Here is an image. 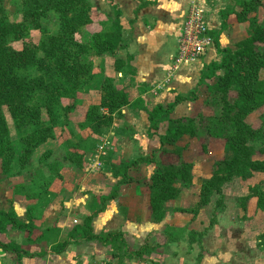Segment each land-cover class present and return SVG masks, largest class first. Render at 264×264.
Here are the masks:
<instances>
[{
	"label": "trees",
	"instance_id": "obj_1",
	"mask_svg": "<svg viewBox=\"0 0 264 264\" xmlns=\"http://www.w3.org/2000/svg\"><path fill=\"white\" fill-rule=\"evenodd\" d=\"M232 8L221 11L222 30L229 24L248 23L249 34L234 43V49L221 46L218 33H214L215 44L223 53L220 62H212L205 66L202 85L207 90L205 104L212 110L209 115L199 111L196 115L172 117V113L180 102L192 100L197 91L189 95H176L175 100L166 105L157 104L149 109L142 97L131 101L130 91L119 88L111 80L105 78L99 89L101 102L92 105L86 118L80 121V127L90 126L97 135L108 130L114 117L120 115L124 106L136 107L148 115L149 132H157L161 124L167 122V129L160 134L161 159L148 182V208L151 217L160 221L166 214V202L177 198L185 187L193 183L194 163L183 156L186 149L183 141L186 137L215 138L222 140L227 154L210 170V176L201 180L199 198L192 208H181L194 217L208 205L214 193L220 195L217 206L224 205L223 186L234 177L243 180L252 179L256 173H264V121L253 125L248 116L256 109L264 106V23L259 21V12L264 7V0H229ZM15 5L14 14L20 19L11 21V12L6 8V0H0V157L3 159L4 173L16 175L21 173L32 160L38 146L49 138H54V126L58 123L61 99L74 96L82 85L92 77V60L90 56L115 54L125 48L122 38L124 25L121 21L122 11L115 12L113 27L108 31H95L86 40L83 27L91 21L90 9L85 0H12ZM142 2L141 5H146ZM133 22V20H131ZM31 30L41 32V39L36 42L26 40ZM79 35V36H77ZM22 41L23 47L18 49L14 42ZM132 55L127 59L117 57L115 68L119 71L127 68L133 73L129 64ZM29 65L36 66L40 76L33 78L22 76L19 71ZM221 70L222 73H217ZM209 79V80H206ZM64 112L71 107L63 106ZM107 112L103 114L100 109ZM5 109L13 120V127L19 133L21 152L19 155L20 170L12 173L13 148L12 132ZM207 144V141L204 144ZM205 144V145H206ZM45 153L44 156H46ZM83 155L67 152L65 159L78 167L83 166ZM156 161L151 156H141L130 162L112 165V174L121 177L119 184L132 182L134 178L129 170L144 162ZM55 177H62L61 163L48 164ZM36 175L31 184L20 183L17 189L22 190L28 198H41L48 195L51 178L40 180ZM51 180V181H50ZM118 184V185H119ZM118 195V188L112 190L105 199ZM251 198L256 199V208L264 211V180L249 185V193L238 198V203L246 211ZM88 216L84 224L73 229L69 237L58 244V251L73 241L98 239L112 244L115 255L129 258L143 257L155 244L146 242L138 250L130 251L122 231L109 232L105 235L93 234ZM247 218V215L243 216ZM216 222L212 218L211 225ZM7 224L26 231L32 230L31 224L20 223L12 211L0 212V229ZM80 230V233L78 232ZM205 232L192 231L190 240L201 241ZM177 234L171 231L164 233L163 239L168 242L176 239ZM12 252H19L14 244H2ZM260 248H264V233L259 235ZM60 246V247H59ZM200 253L199 257L202 256Z\"/></svg>",
	"mask_w": 264,
	"mask_h": 264
},
{
	"label": "crops",
	"instance_id": "obj_2",
	"mask_svg": "<svg viewBox=\"0 0 264 264\" xmlns=\"http://www.w3.org/2000/svg\"><path fill=\"white\" fill-rule=\"evenodd\" d=\"M195 1L131 0L128 14L118 3L123 11L122 38L126 44L125 48L120 49L122 53L119 57L126 60V54H131L133 58L129 64L134 68L133 73L125 74L122 79L124 83L118 87L130 91L132 102L142 97L146 106L152 109L157 104L173 102L178 94L186 96L192 91H197V95L203 93L200 88L204 86L202 76L205 66L220 62L223 56L215 42L200 59L188 63L176 61L184 18ZM198 1L207 11L214 40V33L219 32L221 46L234 49V43L241 38L238 33L242 31L243 36L247 35L248 23H233L230 18L228 26L222 30L220 13L232 8L230 1ZM142 2L147 4L141 5ZM191 103H195L193 99L180 102L171 116H190L185 112L189 111ZM121 111L125 119L121 120V115L115 117L106 136L112 142V147L105 157L107 163L102 164V172L91 170L88 164L78 167L64 161L66 171L61 178L52 180L48 195L42 196L43 201L16 195L14 191L20 183L31 184L34 171H29L27 167L11 176L0 172V212L12 211L20 223L32 225L31 231L11 224L0 229V264H92L99 260L112 264H264V248L258 245L259 235L264 233V211L256 208L255 198L250 199L246 211L238 203L239 197L249 193L250 183H245L251 179H242L238 187H233L238 177L225 183L222 188L224 205L221 208L217 206L220 195L214 193L210 203L195 217L181 210L196 205L200 182L193 188L185 187L177 198L167 201L162 220L155 221L151 217L148 182L161 159L159 135L166 131L168 123L164 122L157 132H149L150 122L145 111L130 106L122 107ZM205 141L207 153L202 150ZM222 142L203 136L186 137L183 143L187 147L183 156L194 163L193 170L197 175L207 173L204 177H209L215 162L225 155H222L225 149ZM199 144H202L201 149L198 148ZM190 150H197L195 157L189 155ZM153 153L156 161L144 162L129 170V175L134 178L132 182L119 184L121 177L113 176L112 165ZM89 183L94 185L89 187ZM116 187L118 195L105 199L104 204V197ZM229 194H232L230 201ZM50 197L54 199L51 201ZM35 207L42 210L39 217L35 216ZM91 215L93 234L102 236L122 231L130 251L140 249L146 242L155 246L143 257L129 258L116 256L112 244L98 239H72L64 250L58 251V244ZM215 216L216 222L211 225ZM168 231L178 237L165 242L163 236ZM192 231L205 232L200 242L190 240ZM2 244H14L20 251L12 252ZM201 252L203 254L199 257Z\"/></svg>",
	"mask_w": 264,
	"mask_h": 264
},
{
	"label": "rangeland",
	"instance_id": "obj_3",
	"mask_svg": "<svg viewBox=\"0 0 264 264\" xmlns=\"http://www.w3.org/2000/svg\"><path fill=\"white\" fill-rule=\"evenodd\" d=\"M87 7L90 9L91 13V21L84 25L83 33L84 39H88L92 33L95 31L103 30L108 31L111 30L113 27V22L115 20V12L118 8L125 11L126 14L129 13L131 7V0H85ZM121 7H119V5ZM6 8L10 10L11 14L8 17L11 21L20 19V16H16L14 14L15 5L12 0H6ZM122 11V12H123ZM135 13V11H134ZM123 14V13H122ZM122 17V15H121ZM122 21V20H121ZM259 21L264 23V7L260 9L259 12ZM131 23V21H130ZM247 29V34H249V29ZM244 34L241 32L238 33L239 37H242ZM79 36V35H77ZM41 39V32L38 30H31L29 37L26 40L29 42H38ZM15 48H22L23 42L17 41L13 43ZM122 52L120 49L115 54H102V55H95L92 53L90 59L92 60V77L87 80L82 88L76 92L74 96H66L62 97L61 99V107H60V114H58V123L54 126V138H49L46 142L38 146L33 154L31 162L25 167H28L29 171H34V177L36 175H40V180L51 178V180L55 179L54 173L50 170L48 164L54 163L59 161L61 163L60 173L61 176L64 171V161H68L67 163L70 165L72 162L70 160L65 159V155L67 152H76L78 154H82L83 166L85 164L89 165V168L96 171H101L103 169L102 164L106 162V156L108 154V150L112 147V142L110 139H106L108 135V130H105L101 135H97L94 131L90 128V126L80 127V121L86 118L87 112L92 105H99L101 102V91L99 86L101 82L108 78L111 80L116 86L119 84H123L122 79L124 78L125 74H127V68L124 70L119 71L115 68L114 61L117 57L120 56ZM127 57V54H126ZM22 76L26 77H36L40 76L41 72L39 69L34 65H29L26 68H23L19 71ZM205 86V85H204ZM202 89L203 93L196 95L193 97V101L195 103H191L192 106L189 107V111L185 112L189 115H196L199 111H203L205 115H209L211 113V109L205 104V98H209L207 96V90L204 88ZM63 106H70L71 109L68 112H64ZM191 108V109H190ZM100 111L103 114H106V110L101 108ZM6 116L9 121V125L12 132V140L11 146L13 148V159H12V169L11 173L15 170H20V163H19V155L21 152V143H20V136L19 133L13 127V120L10 117L9 113L5 109ZM120 115L122 117V111L120 110ZM117 115L115 117H118ZM114 117V119H115ZM124 116L121 120H124ZM248 120L253 125H259L262 121H264V106L256 109L248 116ZM164 124H161L163 127ZM118 132V131H117ZM223 143V142H222ZM202 144L198 146L201 149ZM204 152H206V145H203ZM208 151V150H207ZM45 153H47L46 156ZM197 150L192 151L190 150V154L192 157L196 155ZM202 153V152H200ZM207 153V152H206ZM205 153V154H206ZM227 154V149L222 150V155ZM74 164V163H72ZM3 159L0 157V172H3L4 175H8L10 173L5 174L3 170ZM71 166H76L71 165ZM82 166V167H83ZM22 170V169H21ZM263 174V175H260ZM73 175V174H72ZM205 175H197L193 170V183L190 187H195L196 183H200L202 178ZM61 178V177H58ZM236 178V177H235ZM72 179V177H71ZM70 179V181H71ZM50 180V181H51ZM234 180V179H233ZM259 180H264V173H256V175L250 180L245 183L248 185L249 183H255ZM243 180L238 177L237 183L233 187H238V183L242 182ZM102 184V183H101ZM52 185V181L50 183ZM94 185L93 183H89L88 186ZM54 186V185H53ZM101 186V185H100ZM50 187V186H49ZM16 195H24L22 190L14 188ZM49 192V191H48ZM232 194H229L228 200L230 201ZM41 198H38L39 201ZM54 198L50 197L49 200H53ZM42 214L41 208L38 209L35 207V216L39 217Z\"/></svg>",
	"mask_w": 264,
	"mask_h": 264
},
{
	"label": "built area",
	"instance_id": "obj_4",
	"mask_svg": "<svg viewBox=\"0 0 264 264\" xmlns=\"http://www.w3.org/2000/svg\"><path fill=\"white\" fill-rule=\"evenodd\" d=\"M207 11L198 0L193 2L184 18L183 29L179 38L176 61L188 63L204 56L215 40L211 33ZM92 264H112L107 260L95 261Z\"/></svg>",
	"mask_w": 264,
	"mask_h": 264
}]
</instances>
